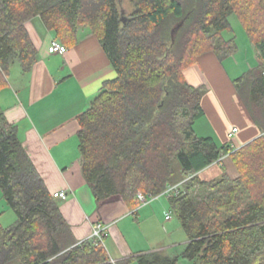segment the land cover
Instances as JSON below:
<instances>
[{
	"label": "trees",
	"instance_id": "1",
	"mask_svg": "<svg viewBox=\"0 0 264 264\" xmlns=\"http://www.w3.org/2000/svg\"><path fill=\"white\" fill-rule=\"evenodd\" d=\"M129 1L125 16L118 0H0V90L15 61L28 69L37 59L26 27L33 17L67 45L89 28L115 74L77 117L83 177L97 203L120 198L133 213L143 205L138 192L148 202L166 195L186 234L182 251L112 262L104 242L75 241L59 197L0 110V193L16 216L0 222V264H177L179 257L189 264H264V134L237 148L197 135L206 87L184 75L201 54L222 61L237 52L229 21L235 14L260 59L235 88L264 130V0ZM223 155L236 177L223 166L217 177L200 174ZM173 185L179 192L164 194Z\"/></svg>",
	"mask_w": 264,
	"mask_h": 264
},
{
	"label": "crops",
	"instance_id": "2",
	"mask_svg": "<svg viewBox=\"0 0 264 264\" xmlns=\"http://www.w3.org/2000/svg\"><path fill=\"white\" fill-rule=\"evenodd\" d=\"M26 27L37 48V59L28 69L19 62L10 66L7 85L0 90V110L17 126L18 136L48 190L65 193L57 200L73 239L89 238L92 224L99 221L109 225L104 245L111 259L135 256L136 251H131L124 239L127 229L135 222L124 218L132 215L135 221L140 208L133 213L134 209L120 198L95 201L82 174L77 136L78 115L90 105L102 81L115 71L100 42L87 27L78 31L72 45L59 39L67 48L64 54L49 51L51 40L57 38L39 16L29 20ZM235 37L238 45L235 54L220 61L213 52H206L184 71L189 83L206 87L201 98L204 115L195 121V132L212 137L219 145L230 143L233 148L264 134L250 117L234 84L236 78L260 63L259 53L248 36ZM233 127L237 130L229 137ZM229 164L232 165L230 174ZM214 165L223 166L231 177L238 174L229 155L200 174L217 177L220 172L211 170ZM0 201L1 213L8 207L1 193ZM183 243L174 242L162 249Z\"/></svg>",
	"mask_w": 264,
	"mask_h": 264
},
{
	"label": "rangeland",
	"instance_id": "3",
	"mask_svg": "<svg viewBox=\"0 0 264 264\" xmlns=\"http://www.w3.org/2000/svg\"><path fill=\"white\" fill-rule=\"evenodd\" d=\"M118 2L119 8L123 10V15L128 16L132 10L130 1L118 0ZM229 21L233 27L232 34H235V36H247L235 14L229 16ZM17 62L18 61H15L16 64H18ZM113 74L114 73H111L110 77ZM228 162L229 161H227V164ZM231 168L232 165L229 164L227 167L229 174ZM233 169H235L234 166ZM211 170H215L216 173L221 172V169L217 165H214ZM166 198V195L160 194L151 198L148 203L141 205L138 211L140 214L137 215L138 219H135V221L132 218V215H130V217L128 215L126 218H124L138 224H132V226L127 229L128 232H126L124 236L126 244L132 249L131 251H136L135 254L143 253L140 251L149 252L155 249H162L163 247H166L174 242L181 243L186 241V234L174 215H170V218H166L165 216L167 213L170 214V212L167 210L168 201ZM166 210L167 212H165ZM15 218L16 216L14 211H12V209L9 207L0 213V222L3 225H9L15 220ZM120 222L121 225H123L122 221ZM167 250L171 251L170 249ZM181 251L182 244H179L173 246L172 252L170 253H181ZM134 264L137 263L135 262ZM177 264H189V261L179 257Z\"/></svg>",
	"mask_w": 264,
	"mask_h": 264
},
{
	"label": "built area",
	"instance_id": "4",
	"mask_svg": "<svg viewBox=\"0 0 264 264\" xmlns=\"http://www.w3.org/2000/svg\"><path fill=\"white\" fill-rule=\"evenodd\" d=\"M67 48L66 46L61 43L59 40L57 39H53L51 40L50 44H49V51L51 53H59V54H64L66 52ZM237 128L233 127L232 130L229 133V137H231L235 132H236ZM224 156V155H223ZM219 157L217 161V163H219L222 159V157ZM178 193L179 189L177 185H173V186H169L165 191L164 194H171V193ZM56 197H64L65 193L63 191H56L53 194ZM137 198L139 200V202L141 204H145L148 202L147 198L145 197V195L141 192L137 193ZM166 218H170V214L167 213ZM109 225L102 223V222H94L91 226V232L89 235V239L98 241V242H104V239L108 236L109 232ZM112 262H114L113 259H111Z\"/></svg>",
	"mask_w": 264,
	"mask_h": 264
}]
</instances>
